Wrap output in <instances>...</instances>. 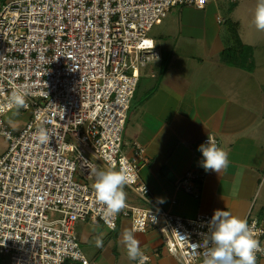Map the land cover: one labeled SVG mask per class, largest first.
Masks as SVG:
<instances>
[{
  "label": "built area",
  "instance_id": "built-area-1",
  "mask_svg": "<svg viewBox=\"0 0 264 264\" xmlns=\"http://www.w3.org/2000/svg\"><path fill=\"white\" fill-rule=\"evenodd\" d=\"M214 1L7 0L0 6V136L7 141L0 154V255L7 264H92L74 224L113 231L109 225L118 219L128 220L132 233L154 230L178 264H203L213 216L161 209L138 177L144 149L134 145L127 155L122 133L139 70L162 54L149 30L172 8L202 9ZM13 92L25 97L27 107L19 109L29 112L15 133L1 120L17 109L9 107ZM40 127L49 130V143L37 139ZM207 140L214 139L202 143ZM94 166L123 172L124 188L145 206L127 204L107 215L92 188ZM196 179L186 173L177 187L193 194ZM245 220L264 249V224ZM143 257L134 263L147 264ZM261 257L264 251L256 264Z\"/></svg>",
  "mask_w": 264,
  "mask_h": 264
},
{
  "label": "crops",
  "instance_id": "crops-1",
  "mask_svg": "<svg viewBox=\"0 0 264 264\" xmlns=\"http://www.w3.org/2000/svg\"><path fill=\"white\" fill-rule=\"evenodd\" d=\"M6 1L0 0V6ZM215 5L186 7L201 14L192 27L199 30L195 39L202 45L204 62L180 70L152 62L139 70L134 94L140 89L137 94L141 95L123 130L136 144L123 150L128 153L134 145L144 149L147 162L139 167L138 177L161 209L183 217L213 216L226 210L240 219L253 218L264 224V91L255 77L258 65L247 72L223 65L219 60L223 49L211 52L217 38L214 31L223 21L215 15ZM181 37L193 38L189 28ZM169 40H157L162 51L160 62L166 50L173 48ZM209 136L228 153L229 166L219 173L205 171L200 164L203 157L198 147ZM186 173L197 176L191 181L193 194L177 187ZM123 190L126 204L145 206ZM73 231L79 244L90 245L89 263L135 264L128 259L122 240L124 232L130 231L128 220L118 219L113 231L100 223L76 222ZM133 235L149 258L147 264H178L165 252L154 230ZM97 239H102V247L96 246ZM1 264H7V259ZM257 264H264V257Z\"/></svg>",
  "mask_w": 264,
  "mask_h": 264
},
{
  "label": "clouds",
  "instance_id": "clouds-1",
  "mask_svg": "<svg viewBox=\"0 0 264 264\" xmlns=\"http://www.w3.org/2000/svg\"><path fill=\"white\" fill-rule=\"evenodd\" d=\"M200 3L202 5L204 0H200ZM252 23L257 30L264 31V0H258ZM11 106L17 109L27 107L25 97L19 92H13L9 100V107ZM36 136L41 144L49 143L51 137L49 130L44 127L38 128ZM198 151L203 157L200 164L205 171L219 173L228 168V153L217 147L214 140H207L206 143L199 145ZM93 173L95 181L92 188L97 202L105 207L107 215L115 216L127 207V197L123 189L128 177L114 168L98 170V166L93 167ZM153 221L155 222L154 216ZM209 224H214V228L208 237L209 246L203 264H256V253L264 249H261L259 241L254 238L246 220L223 210L215 212ZM109 227L114 230L115 224L111 223ZM122 240L129 260L144 258L140 251V242L134 238L131 231H125ZM96 246H103L102 239L96 240Z\"/></svg>",
  "mask_w": 264,
  "mask_h": 264
},
{
  "label": "rangeland",
  "instance_id": "rangeland-1",
  "mask_svg": "<svg viewBox=\"0 0 264 264\" xmlns=\"http://www.w3.org/2000/svg\"><path fill=\"white\" fill-rule=\"evenodd\" d=\"M213 3L216 4L217 14L215 15L223 21L218 26V31L214 29V34L216 33L217 38H214V41L212 42L213 46L211 52L213 53L215 51H219L220 49L231 47L233 42L232 31L235 29L240 42L243 45H247L252 48L253 63L254 65H258L255 77L264 91V31L257 30L252 23L253 13L258 0H238L233 4L224 0H217ZM234 4L236 6H234ZM189 9L191 8H172L162 22L154 25L147 33L148 36L156 40H160L161 42H166V39L169 40L170 37H174L169 40L173 48L166 50V55L163 56V61L160 62L161 60H155L153 63L151 62L152 65H163L162 67L169 65L176 70H180L184 67H189V65H197L204 62V58L202 56V45L200 41L195 39L198 38L196 35L199 30L192 27V23H194L193 21L196 18L200 20L199 15L201 14L194 11L190 12ZM184 13L187 14V16H185ZM187 28L190 29L191 36H193V38L181 37V35H183V30ZM139 91L140 89L136 90L134 98L130 101V108L127 112L128 118L125 120L127 122L129 116L134 115V111L137 110L138 104L136 99L139 95H141L137 94ZM28 116L29 112L15 109L3 114L1 116V120L15 133L24 126ZM6 143L7 141L0 136V147L5 145L4 150ZM129 144H136V142H131L129 136H126L123 131L122 147L128 148ZM126 154L128 155L129 151L128 153L126 152ZM99 170L107 169L103 166H99ZM194 193L196 196L195 191ZM79 245L82 254L84 257L86 256L85 258L87 260L89 257L88 251L90 245ZM122 248L124 249V247ZM4 259L5 257L0 255V264L4 261Z\"/></svg>",
  "mask_w": 264,
  "mask_h": 264
},
{
  "label": "trees",
  "instance_id": "trees-1",
  "mask_svg": "<svg viewBox=\"0 0 264 264\" xmlns=\"http://www.w3.org/2000/svg\"><path fill=\"white\" fill-rule=\"evenodd\" d=\"M232 33V46L226 47L220 52L219 60L223 65L251 72L254 68L252 48L240 42L235 29ZM65 264H69V262Z\"/></svg>",
  "mask_w": 264,
  "mask_h": 264
}]
</instances>
